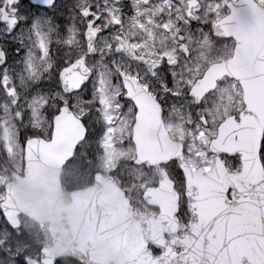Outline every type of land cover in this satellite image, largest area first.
<instances>
[{
  "label": "snow or ice",
  "instance_id": "1",
  "mask_svg": "<svg viewBox=\"0 0 264 264\" xmlns=\"http://www.w3.org/2000/svg\"><path fill=\"white\" fill-rule=\"evenodd\" d=\"M60 143L119 182L124 264H264V0H0V264H101L16 197Z\"/></svg>",
  "mask_w": 264,
  "mask_h": 264
},
{
  "label": "water",
  "instance_id": "2",
  "mask_svg": "<svg viewBox=\"0 0 264 264\" xmlns=\"http://www.w3.org/2000/svg\"><path fill=\"white\" fill-rule=\"evenodd\" d=\"M71 139L73 131L64 130ZM66 144L39 158H26L25 176L13 188L28 216L44 225L53 251L74 244L92 245L101 264H124L120 233L127 200L111 176L95 177L94 184L64 191L61 182Z\"/></svg>",
  "mask_w": 264,
  "mask_h": 264
},
{
  "label": "rangeland",
  "instance_id": "3",
  "mask_svg": "<svg viewBox=\"0 0 264 264\" xmlns=\"http://www.w3.org/2000/svg\"><path fill=\"white\" fill-rule=\"evenodd\" d=\"M10 168L14 169L13 172H16L18 174L23 173V163H22V159L19 157L18 152L15 154L13 160L11 161ZM105 173L107 174V172ZM63 183L65 188L67 189H68V185L69 186L71 185L72 187L75 186L76 188H81L92 183V180H89L88 178L82 176L79 173V171H77L76 169L65 168L63 174Z\"/></svg>",
  "mask_w": 264,
  "mask_h": 264
},
{
  "label": "trees",
  "instance_id": "4",
  "mask_svg": "<svg viewBox=\"0 0 264 264\" xmlns=\"http://www.w3.org/2000/svg\"><path fill=\"white\" fill-rule=\"evenodd\" d=\"M69 187H70V188H72V186H71V185H70Z\"/></svg>",
  "mask_w": 264,
  "mask_h": 264
}]
</instances>
